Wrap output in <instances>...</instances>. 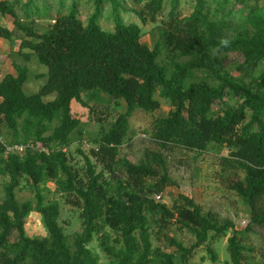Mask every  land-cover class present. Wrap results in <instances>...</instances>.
Masks as SVG:
<instances>
[{"label": "trees", "instance_id": "obj_1", "mask_svg": "<svg viewBox=\"0 0 264 264\" xmlns=\"http://www.w3.org/2000/svg\"><path fill=\"white\" fill-rule=\"evenodd\" d=\"M90 1L93 11L86 23L78 17V0H71L66 14L38 31L35 22L48 19L50 7H40L35 0H0V17L13 19L11 30L0 23V40L11 48L17 41L24 60L32 54L47 69L45 84L34 95L23 92L29 73L25 66L12 62L15 75H5L0 82V177H8L0 201V264H98L88 249L94 236L110 264H188L202 246L215 262L208 242L228 233L230 264H250L241 238L251 226L264 227V5L234 15L225 11L231 0H220L211 14L204 0H195L191 14L180 19L175 15L178 0H170L169 20L158 24L165 0H133L143 4L136 12L140 24H156L158 29V40L150 49L141 41V27L124 23L118 0ZM105 3L111 6L112 31L99 25ZM58 4L60 13L65 0ZM17 7L25 20L17 16ZM232 54L242 62H228ZM197 74L206 80L192 81ZM93 90L117 105L122 101L125 110L107 130L101 127L87 155L77 150L84 164L81 177L67 154L71 134L82 135L72 103L85 107L82 94ZM155 94L171 106L151 131V141L161 150L202 154L211 144L229 149L220 163L224 170L243 174L242 179H227L249 210L245 231L203 212L184 195L171 207L157 202L155 196L174 185L161 154L148 152L137 164L118 158L130 117L136 110L158 109ZM51 95V101L44 100ZM26 142L39 143L49 153L28 151L19 156L5 151L4 144ZM119 169L124 179L117 177ZM48 181L56 183L66 204L80 210L82 229L73 249L58 222V203H45L41 188ZM22 185L31 187L34 205L16 200ZM32 211L40 216L48 237L27 236L25 219ZM171 221L193 236L190 248L168 236L172 253L153 248L151 224L161 231ZM106 229L116 238L111 240ZM12 233L15 242L10 241Z\"/></svg>", "mask_w": 264, "mask_h": 264}, {"label": "rangeland", "instance_id": "obj_2", "mask_svg": "<svg viewBox=\"0 0 264 264\" xmlns=\"http://www.w3.org/2000/svg\"><path fill=\"white\" fill-rule=\"evenodd\" d=\"M8 1L13 2L14 0ZM204 1L208 5L211 14H214L217 3L220 0ZM24 2L25 0H21L22 4ZM70 2L71 0H65L64 9L58 13V0H35L34 4L40 7H50L49 18L45 19L40 17L35 22V28L38 31H44L49 28L57 16L66 14ZM118 2L122 7L119 12L124 23L138 24L142 30V43L151 49L158 40V29L156 28V24H140L136 12L142 8L143 4L138 5L133 0H118ZM194 4L195 0H178L175 11L176 17L181 19L189 16ZM78 5V17L83 23H86L93 11L92 2L90 0H78ZM263 5L264 0H239L238 2L231 0L225 11L230 10L235 15L241 10L245 11L247 8L251 9L255 6ZM170 10V0H165L156 22L158 24L166 23L169 20L168 14ZM16 13L21 20H25L22 11H20V7L16 8ZM12 21L13 19L9 16L0 17V23L10 30L13 28ZM99 25L105 31L113 30L111 6L109 3H105L104 5L101 18L99 19ZM18 44L16 41L12 51L7 41H0V76L8 71H12L11 61L19 66H25L29 73L28 79L23 85V92L27 96L37 94L45 84L47 69L45 66L37 63L32 54L29 60H24L18 54ZM234 61L241 63L242 58L235 54L229 55L228 62L232 63ZM229 69L232 75L237 76V72L233 69V66H230ZM203 80H206L205 77L202 74H197L192 81ZM53 98L54 96L51 95L44 98V100L51 101ZM154 100L159 103L158 109L149 113L136 110L130 117L128 135L123 145L118 149V158L137 164L145 159V155L148 152L161 154L166 163L168 175L174 185L166 187L162 193L156 195L160 196L159 200L155 199L157 202L171 207L175 202L177 204L180 203L177 200L179 195H184L200 206L203 212L217 215L220 221L229 220L234 224L237 231H245L250 225L249 210L236 193L229 188L227 179L232 177L242 179L243 174L234 169L224 170L220 163L222 158L228 156L229 149L225 146L211 144L202 154H196L182 149L161 150L151 141V131L154 122L166 117L171 110V106L157 94L154 95ZM82 101L85 107L74 102L72 103L74 114L81 120L80 130L82 135L79 136L77 133L71 134V145L68 147L67 153L71 158L70 162L73 164L74 170L81 177L84 175V164L77 150H81L87 155L94 148L92 140L98 137L101 127L103 130H107L117 116L125 110V104L122 101L118 102L117 105L113 100L97 90L83 93ZM218 108V106L215 107L216 110ZM116 174L120 179L125 178L123 169H119ZM7 181V176L0 177V201L4 198L3 187ZM41 192L45 198V203H58L60 207L58 222L63 229L69 246L73 249L74 240L82 229L79 218L80 210L66 204L63 196L58 192L55 182H46L41 188ZM15 196L18 203L31 201L33 205L35 204L34 193L29 186L22 185L21 188L16 190ZM167 227L166 230L160 231L154 223L151 224V229H153L151 239L154 249L159 248L165 253H172L174 251V248L166 243V236L175 239L184 248H190L194 244L195 240L193 236L186 230H180L178 225L173 221ZM25 232L30 238L48 237L43 222L35 211L30 212L25 219ZM106 233L110 236L111 240L116 238V235L110 230L106 229ZM229 234L226 237L208 242L209 247L216 256L215 262L210 260L206 247L202 246L193 252L188 260V264H230L226 248V240ZM16 239V234L12 233L10 241L15 242ZM241 242L248 251L245 254L250 264H264V227L251 226V230L242 236ZM88 249L93 256L97 257L98 264H110V258L100 248L98 236H94L92 242L88 245Z\"/></svg>", "mask_w": 264, "mask_h": 264}, {"label": "built area", "instance_id": "obj_3", "mask_svg": "<svg viewBox=\"0 0 264 264\" xmlns=\"http://www.w3.org/2000/svg\"><path fill=\"white\" fill-rule=\"evenodd\" d=\"M0 141L1 137H0ZM5 146V151L6 153H13L19 156H23L26 154V152L28 151H37L40 153H49V149L47 147L42 146L39 143H32V142H26V143H22V144H12V145H6ZM63 151H65V149H63ZM156 200L160 199V196H155Z\"/></svg>", "mask_w": 264, "mask_h": 264}, {"label": "crops", "instance_id": "obj_4", "mask_svg": "<svg viewBox=\"0 0 264 264\" xmlns=\"http://www.w3.org/2000/svg\"><path fill=\"white\" fill-rule=\"evenodd\" d=\"M0 41H2V40H0ZM12 49V48H11ZM12 51H13V49H12ZM10 53V52H9ZM11 65H12V61H11ZM5 75H15V71H14V69H13V67H12V71H8V72H6V73H4L3 75H1L0 76V82H1V80H2V78L5 76Z\"/></svg>", "mask_w": 264, "mask_h": 264}]
</instances>
